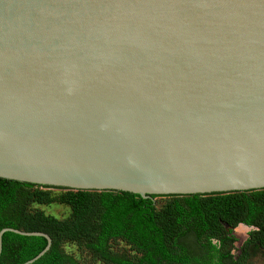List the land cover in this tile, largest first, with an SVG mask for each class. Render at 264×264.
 <instances>
[{
  "label": "water",
  "instance_id": "95a60500",
  "mask_svg": "<svg viewBox=\"0 0 264 264\" xmlns=\"http://www.w3.org/2000/svg\"><path fill=\"white\" fill-rule=\"evenodd\" d=\"M0 179L264 190V0H0Z\"/></svg>",
  "mask_w": 264,
  "mask_h": 264
},
{
  "label": "trees",
  "instance_id": "16d2710c",
  "mask_svg": "<svg viewBox=\"0 0 264 264\" xmlns=\"http://www.w3.org/2000/svg\"><path fill=\"white\" fill-rule=\"evenodd\" d=\"M51 190L57 189L0 179V232L51 238L50 250L33 264H78L66 244L93 264H250L264 256V190L147 199ZM53 202L68 207L70 216L57 219L40 209ZM240 226L250 230L236 258L233 232ZM46 246L44 238L6 233L0 264H24Z\"/></svg>",
  "mask_w": 264,
  "mask_h": 264
},
{
  "label": "rangeland",
  "instance_id": "374dc122",
  "mask_svg": "<svg viewBox=\"0 0 264 264\" xmlns=\"http://www.w3.org/2000/svg\"><path fill=\"white\" fill-rule=\"evenodd\" d=\"M53 192L54 195H58L60 193H65V191L63 190H51ZM157 202H161L163 201L161 198L156 199ZM41 210H44V212L47 215L53 216L57 219H64L66 217L70 216V209L66 206H62V205H57L56 203H51L50 206L48 207H40ZM250 229L245 228L243 226H240L238 228L235 229V231L233 232V235L237 237V242L235 243V249L232 251V253L234 254V256L237 258L238 254L240 253V247L241 244L244 242V240H246L247 238V233L249 232ZM123 246V244H120V247ZM65 250L69 255H73L76 260L78 261V264H93L92 262H90L89 260H85V255L81 254L78 250V248L76 247V245H72V244H66L65 245ZM84 257V259H83ZM250 264H264V256L260 257H256L254 260H252L250 262Z\"/></svg>",
  "mask_w": 264,
  "mask_h": 264
},
{
  "label": "clouds",
  "instance_id": "9594fccd",
  "mask_svg": "<svg viewBox=\"0 0 264 264\" xmlns=\"http://www.w3.org/2000/svg\"><path fill=\"white\" fill-rule=\"evenodd\" d=\"M47 188H50V187H47ZM51 189H56V188H51ZM59 190V189H58ZM64 190V189H63ZM64 191H68V190H64Z\"/></svg>",
  "mask_w": 264,
  "mask_h": 264
},
{
  "label": "flooded vegetation",
  "instance_id": "af4514ba",
  "mask_svg": "<svg viewBox=\"0 0 264 264\" xmlns=\"http://www.w3.org/2000/svg\"><path fill=\"white\" fill-rule=\"evenodd\" d=\"M242 245V244H241Z\"/></svg>",
  "mask_w": 264,
  "mask_h": 264
}]
</instances>
